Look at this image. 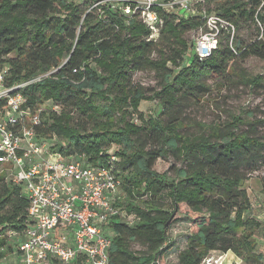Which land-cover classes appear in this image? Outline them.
Instances as JSON below:
<instances>
[{
	"label": "trees",
	"instance_id": "16d2710c",
	"mask_svg": "<svg viewBox=\"0 0 264 264\" xmlns=\"http://www.w3.org/2000/svg\"><path fill=\"white\" fill-rule=\"evenodd\" d=\"M92 2L97 4L88 11L75 0H0V67L8 70V87L26 83L12 94H22L28 116L39 114L34 129L42 142L93 164L104 159L101 154L117 158L114 168L124 181L116 202L136 221L111 219L104 226L109 264H166L174 246L169 229L181 216L188 219V234L176 264H200L214 251L230 252L244 264H264L256 241L261 222L246 215L252 205L242 186L264 167L259 130L264 116L242 110L205 125L203 133L179 131L185 110L209 91L205 76L222 81L234 76L243 85L264 88V73L235 71L230 64L248 56L264 59V0H208L236 29L255 25L257 36L245 44L236 37L237 53L220 43L206 58L187 52L191 41L184 34L200 25L195 16L168 14L158 38L147 40L141 20L125 15L120 2ZM97 6L100 14L93 15ZM137 70L153 71L159 87L133 82L129 72ZM147 100L156 101L155 116L139 109ZM166 157L180 163L172 177L154 169ZM261 186L264 191V175ZM162 192L171 204L168 211L159 203ZM139 196L146 197L142 205ZM27 206L25 189L0 173V235L29 227ZM132 243L141 249H132ZM10 250H0V264H18L1 262Z\"/></svg>",
	"mask_w": 264,
	"mask_h": 264
},
{
	"label": "built area",
	"instance_id": "2783aa9c",
	"mask_svg": "<svg viewBox=\"0 0 264 264\" xmlns=\"http://www.w3.org/2000/svg\"><path fill=\"white\" fill-rule=\"evenodd\" d=\"M113 1V0H112ZM121 11L135 14L148 31L147 40H156L168 14L195 16L200 25L188 54L210 56L224 41L235 48V25L221 14L208 10V0H116ZM43 74L42 76H45ZM9 76L0 67V173L25 189L30 225L18 233L6 230L17 242L18 264H109L110 239L103 234L111 219L135 224L136 219L116 202L122 179L114 166V155L101 154L95 164L81 156H64L36 135L40 116H28L20 92L26 83L8 87ZM5 260V259H4ZM226 253L206 255L200 264H224Z\"/></svg>",
	"mask_w": 264,
	"mask_h": 264
},
{
	"label": "rangeland",
	"instance_id": "374dc122",
	"mask_svg": "<svg viewBox=\"0 0 264 264\" xmlns=\"http://www.w3.org/2000/svg\"><path fill=\"white\" fill-rule=\"evenodd\" d=\"M79 1L80 7L91 9L96 6L97 3L92 0H75ZM112 0H101L102 4L109 5ZM100 2V3H101ZM206 8L215 10V3H206ZM98 6L95 10H92L93 15L100 14ZM198 34V30L191 29L184 34V38L188 41H192ZM257 36L256 26L248 24L240 29H236L235 37L239 38L243 44L250 43ZM222 41L221 46H226V43ZM220 47V45H219ZM218 47V48H219ZM235 71H243L247 74L256 75L264 73V59H260L254 56H248L246 58H237L230 63ZM133 82L145 88H158L159 78L151 70H137L129 72ZM209 86V91L206 93L199 103L192 104L185 110L184 114V127L180 129V133L184 135H196L205 131V125L211 123H222L225 120H230V116L241 114L242 110L251 111L252 116L260 118L264 116V88L257 87L251 88L249 86L239 83L234 76H229L225 81L218 80L215 77L209 75L203 78ZM139 109L145 116H155L158 113V106L155 100L142 101L139 105ZM241 129H245L242 126ZM260 133L264 134V126L259 127ZM180 166V163L174 162L171 157L159 158L154 164V169L158 173L167 172L168 177L174 175V167ZM120 170V169H119ZM121 171V170H120ZM119 171V172H120ZM120 175V174H119ZM264 175V167L258 171L253 172L248 179L243 181L242 186L247 190L249 198L251 200V209L246 215L256 217L261 222L260 229L256 233L258 238V245L261 251H264V191L261 186V176ZM123 180V176L120 175ZM122 189L118 191V197L122 198ZM142 198V199H141ZM146 199L145 196L136 197V202L142 205V200ZM159 203L163 204V210L168 211L171 209V204L166 192H162L159 195ZM188 234V219L185 216H181L179 221L171 226L169 229V236L174 241V246L166 257V264L177 263V253L185 245L186 236ZM5 240V246L2 244L1 249H5L6 246L11 250L5 254L1 262L10 263L8 259L14 258L17 253V242L15 237H8L6 231L0 235V239ZM257 241V240H256ZM131 248L134 250L141 249V246L137 243H132ZM237 257L233 254H228L224 264L237 263ZM55 264H63L58 261ZM244 264V263H242Z\"/></svg>",
	"mask_w": 264,
	"mask_h": 264
},
{
	"label": "crops",
	"instance_id": "0c3cea01",
	"mask_svg": "<svg viewBox=\"0 0 264 264\" xmlns=\"http://www.w3.org/2000/svg\"><path fill=\"white\" fill-rule=\"evenodd\" d=\"M256 218V217H255ZM258 219V218H257ZM259 220V219H258ZM260 221V220H259ZM264 221V220H263ZM256 240H257V242H258V238L256 237ZM212 253H219V252H212ZM228 254H232V253H230V252H227L226 253V256L228 255ZM235 256V255H234ZM5 259V258H4ZM238 260H237V263L236 264H242L243 262L239 259V258H237ZM9 260V262L10 263H19V260H20V255H18V251H17V253H16V255H14V258L13 257H10V259H8ZM55 262V260H52V262H51V264H55L54 263Z\"/></svg>",
	"mask_w": 264,
	"mask_h": 264
},
{
	"label": "water",
	"instance_id": "95a60500",
	"mask_svg": "<svg viewBox=\"0 0 264 264\" xmlns=\"http://www.w3.org/2000/svg\"><path fill=\"white\" fill-rule=\"evenodd\" d=\"M166 225H167V223H166Z\"/></svg>",
	"mask_w": 264,
	"mask_h": 264
}]
</instances>
